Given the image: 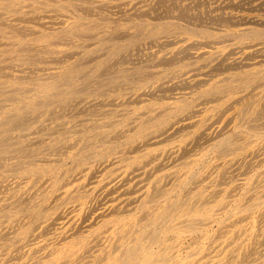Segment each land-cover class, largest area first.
Segmentation results:
<instances>
[{"label":"bare ground","instance_id":"obj_1","mask_svg":"<svg viewBox=\"0 0 264 264\" xmlns=\"http://www.w3.org/2000/svg\"><path fill=\"white\" fill-rule=\"evenodd\" d=\"M201 1L0 0V264H264V20Z\"/></svg>","mask_w":264,"mask_h":264},{"label":"rangeland","instance_id":"obj_2","mask_svg":"<svg viewBox=\"0 0 264 264\" xmlns=\"http://www.w3.org/2000/svg\"><path fill=\"white\" fill-rule=\"evenodd\" d=\"M88 1L90 3H92V4H95L98 0H88ZM260 1H262V0H253V1L252 0H230V1L229 0H226V1L225 0H216V1L215 0H205V4H206L205 5L203 0H202L200 2V6H195L194 5L193 7L191 6V8H193V10H195V9L202 10L203 9L204 11H206V16L208 14L209 15H213L214 13L225 14V13L229 12V13H231L234 16H244L245 18H248V19H252L254 17L253 19H256V20H259V19L260 20H264V12H263L264 11V2H263V4H259V3H262ZM244 2H246L248 4H245ZM249 2L252 3V4H249ZM207 3H208V5H207ZM236 3H237L238 7L236 6ZM256 4H259V5H256ZM161 6H163V8H160V10L158 11V14H157L158 17H160L162 19H164V18L166 19V18H169L171 16H175L177 14V12L174 10V7L172 5L164 4V5H161ZM225 6H226V8H225ZM251 6H253V7L255 6L254 9ZM246 7H248V9ZM211 8L214 9L215 12H213L211 10ZM249 9H250V11H249ZM193 10H191V11L193 12ZM210 10H211V13L208 12ZM254 10H258V12L254 11ZM90 14H92V12ZM204 19H205V21H204ZM204 19H203L204 25H207L209 27L212 26L211 28H214L216 30L218 29V31H222L223 29L227 28V26L233 27V28H237V27H240L242 25V24L239 25L238 21H236L237 22V23H235L236 25H233L232 23H229V22L228 23L227 22L226 23L225 22L219 23V22H216V21L209 22L207 20V18H204ZM239 22L242 23V21H239ZM217 24H219V25H217ZM215 46H217V45H215ZM253 61H254L253 59L249 60V62H253ZM238 177H242V176H238Z\"/></svg>","mask_w":264,"mask_h":264}]
</instances>
